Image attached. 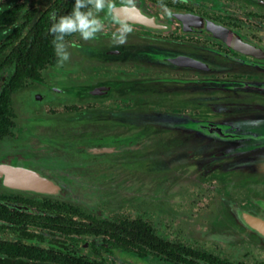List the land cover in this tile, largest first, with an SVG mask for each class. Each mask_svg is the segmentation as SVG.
<instances>
[{
  "label": "rangeland",
  "instance_id": "374dc122",
  "mask_svg": "<svg viewBox=\"0 0 264 264\" xmlns=\"http://www.w3.org/2000/svg\"><path fill=\"white\" fill-rule=\"evenodd\" d=\"M119 1L111 0L113 6ZM144 1L151 13L159 14L152 8V4ZM158 2L205 16L264 48V0ZM108 13L110 16V10L105 9L99 15L103 19ZM252 14H256V17ZM118 29L108 26L106 31L115 33ZM132 32L126 34L130 36L129 39L126 36V41H130L131 45L125 46L123 43L117 47L125 53V58L115 57L107 64L93 60L82 61L74 55L73 47H84L83 52L92 48L91 40L83 39L79 32L65 41L70 58L60 62L58 57L54 67H48V72L41 73L45 83L51 82V74L64 80L60 82V87L64 88L63 98L60 97L62 101L50 105L43 103L36 108L34 94L37 91L39 94L42 89L40 85L28 82L13 96L15 128L12 136L0 143L2 192L45 197L13 186L10 168L2 163L7 154L13 157L11 160L15 165L11 167L19 166L34 171L57 185L63 201L78 204L88 210L100 208L104 216H135V213L140 212V205H145L146 220L152 221L155 218L152 207L169 210V205L175 199L185 196L188 188L195 186L199 180L210 182V187L206 189L209 194L214 190L212 181L222 182L225 188H245L253 182L256 183V194L264 190V168H231L227 172L221 170L223 164L264 162V150H257L264 148V132L251 129L250 135L245 133L248 124L257 126L264 122V95L241 89L252 84L264 87V79H260L264 72L255 69V66L264 67V62L240 56L224 61L218 50L201 41L175 38L176 34L151 39L146 34ZM179 53L202 57L212 65L214 71L206 73L157 63L163 61L167 54ZM116 65L142 72H129L124 77L127 79L119 81L123 85L127 82V93L123 90L121 94L113 93L107 100L99 97L98 107L75 114L70 106L75 102L72 87L79 84L76 86L85 87L82 90L86 91L103 83L105 78H116L117 72L87 71L95 66L119 67ZM59 68L63 72H56L55 69ZM226 69L229 70L223 72ZM252 72L257 73V79L249 78ZM223 73H238L243 78L221 77ZM7 75L8 72L0 73V87ZM97 78H101L102 82L89 81ZM170 113L181 114H177L176 123L166 124L169 128L202 127L192 135L177 131L160 134L151 131L156 128L148 120ZM140 121H144L143 127L138 126ZM226 123L235 127L237 133H231L233 128ZM183 146H187L189 151L182 150L176 154L171 152ZM230 146L236 149L222 151ZM205 155H224V158L210 159L204 166L189 161ZM188 194L193 198L188 204H195L197 200L191 195L193 193L188 191ZM240 195L246 196L247 193ZM0 238L14 239L11 234H0ZM87 251L84 249L83 253L88 254ZM124 255L105 258L124 264ZM147 261L149 264H159L154 259L149 258Z\"/></svg>",
  "mask_w": 264,
  "mask_h": 264
},
{
  "label": "flooded vegetation",
  "instance_id": "af4514ba",
  "mask_svg": "<svg viewBox=\"0 0 264 264\" xmlns=\"http://www.w3.org/2000/svg\"><path fill=\"white\" fill-rule=\"evenodd\" d=\"M30 1L33 0H29V2ZM147 1L148 4H152V8L155 11L159 12L158 15H154L146 8V2L144 0H120L114 4L113 8H111L110 16L109 13L104 15V27L102 31H100L101 34L98 33V35L90 39L92 48L87 52H83L84 47H73L74 50L72 51L74 55L82 61L93 60L104 62L102 64H107L106 62L110 63L115 57L120 58L123 56L124 59L125 53H122V51L117 48L122 45L114 40L113 33L107 32L106 29L108 26L120 29L121 25H126L131 31H133V34L134 31L143 33L150 36L151 39H160L161 36L176 34L177 36H174L175 38L182 37L204 42L210 45L211 48L218 50L220 52L219 56L224 61L237 59L235 57L240 56L253 61L264 62V48L258 43H254L240 36L232 29L220 25L205 16L194 14L187 9L180 10V8L168 7V5L158 2V0ZM9 3V1L0 0V10ZM162 5L170 9L173 14L168 16L164 12ZM252 16L255 18L256 14H252ZM107 17L109 20H106ZM189 17L201 19L214 26L228 30L239 39L252 45L254 48L246 47L241 43H237L228 34H226V40L222 41L198 35L195 33V25H191L188 21ZM72 36H74V33L65 37V41L71 39ZM126 36L128 39L130 38L129 35ZM140 41H144V39H141ZM124 44L125 46H130L131 42L126 41ZM55 56L57 58L55 64L46 65L39 70L38 81H27L28 83L38 86L40 85V88L42 89L39 94L38 91L34 94L36 108L41 107L43 103L50 105L54 104L56 101H62L64 88L62 86L60 87V82L64 80L56 78L51 74L49 76L55 80L53 81V79H50L51 82L45 83L42 79L43 75H41L42 72H48L50 67H54L58 63V55L56 51ZM157 63L172 68L190 69L206 73L214 71V69L211 68L212 65L208 64L202 57H194L190 53L167 54L164 56L163 61ZM116 66L119 67L113 66L112 68H103L95 66V68L87 70L88 72H117L118 76L116 78H105L103 83L92 86L86 91L82 90L85 87L76 86L79 84L72 87L75 102L70 104V106L71 109L76 112L75 114H81L85 110H93L98 107L99 105L97 103L99 97L109 99L111 94H121L122 90L127 93V82L123 85L119 81L127 79H124V77H127L129 72H142L139 69H124L122 68V65ZM255 69L264 72V67L255 66ZM55 70L56 72H63L60 68ZM228 70L229 69H226L223 72H227ZM2 72H8V78L10 72H12V68L6 67L0 71V73ZM226 76L243 78V76L238 73H223L221 77ZM262 76L263 77L260 79H264V75ZM257 77V73L254 72L249 76L251 79H257ZM100 79L101 78H97L89 81L102 82ZM67 88L69 90V83L67 84ZM112 98H116L114 100L118 99L117 97ZM118 107L121 108L122 106ZM177 114H162L159 118L151 121L148 120L147 122L156 128V130L151 131L160 134L161 130H170L168 125L160 127L156 122H173L174 124L178 119ZM183 115H187V113H183ZM144 124V121H140L138 126L143 127ZM14 128L15 116L12 128H10L8 134L0 140V143L4 139L12 136L11 134L13 133ZM12 158V155L7 154V156H4L2 163H5V165L7 164V168H10L15 165L11 160ZM211 183L214 184V190L211 191V194H209V190H206L210 187V182L199 180L195 183V186L188 188L185 196L175 199L173 203L169 205V210L165 211L161 207H152L151 211L155 212V218L152 219V221L146 220L147 214L144 211V209H146L145 205H140V212L135 213V216L124 214L104 216L101 213L100 208L97 210H88L78 204L73 205L83 212L86 217H89L87 219H103L106 221L122 219L123 221H126L127 224L128 221L140 222L149 229L151 235L158 241V243H163V245H159L160 249L157 251L155 250L156 247H151L152 244L153 246H157L156 242H151L152 244L147 246L144 244L143 237L141 238V241H136L134 246H131L126 242L124 247L121 248V250H127L123 252V254H125V260L123 261L124 264H149L147 261L149 258L157 260L159 264H264V236L261 235L257 230L256 225H254L255 222H258L260 225L264 226V190L259 194H256L254 191L256 183L253 182L252 184H248L245 188L229 186H226L225 188L220 181H212ZM188 191L193 193L191 195L196 198L197 202H195V204H188V201L193 199L188 194ZM0 193L17 195L13 192L6 193L1 190ZM240 193H247V195L241 196ZM20 197H25L28 200L44 198L32 196ZM26 208L27 207H23L24 210H26ZM241 215L250 218L243 221L240 219ZM159 217L163 219L161 220ZM83 222L84 221H82V223ZM139 235L140 232L138 233V236ZM102 236L84 237L85 242L81 245L79 254L84 256L87 255L96 262L101 261L102 264H117L114 263V261L105 258H113V255L109 253L112 245H109L106 242L107 235L104 236V239ZM84 249H87V252L89 253H83ZM141 251H144L145 254L140 255L137 253Z\"/></svg>",
  "mask_w": 264,
  "mask_h": 264
},
{
  "label": "trees",
  "instance_id": "16d2710c",
  "mask_svg": "<svg viewBox=\"0 0 264 264\" xmlns=\"http://www.w3.org/2000/svg\"><path fill=\"white\" fill-rule=\"evenodd\" d=\"M5 1L10 3L0 10V71L11 67L12 72L0 87V140L13 126L12 96L27 81H38L39 70L56 63L50 28L75 4V0ZM87 218L68 202L0 193V234L14 238H0V264H102L79 254L84 237L91 236L107 235L113 256L127 251L121 250L126 242L134 246L142 237L147 246L155 241L157 246L151 247L157 251L163 245L140 222Z\"/></svg>",
  "mask_w": 264,
  "mask_h": 264
},
{
  "label": "water",
  "instance_id": "95a60500",
  "mask_svg": "<svg viewBox=\"0 0 264 264\" xmlns=\"http://www.w3.org/2000/svg\"><path fill=\"white\" fill-rule=\"evenodd\" d=\"M188 21L190 22L191 25H195V28H196L195 33L198 35H202V36H206V37H210L212 39H216V40L218 39L219 41H222V37H217L216 35L219 34L221 36V34L224 32V33L228 34L229 36H231L232 39L234 41H236L237 43H241L246 47L254 48L252 45H250V44L244 42L243 40L239 39L236 35L232 34L228 30L214 26L209 22H206L204 20L197 19L194 17H189ZM193 22H195V23H193ZM216 87H221V86L217 85ZM241 89L245 90V91L253 92L255 94L264 95V87H261L258 84L247 85L246 87H243ZM171 123H173V122H171ZM156 124L161 127V126H166V124H170V123L169 122H156ZM226 124H228L227 126L232 127L231 125H229V123H226ZM201 127L202 126H198L197 129H189V128H181L179 126H173V127H170V130H168V131H172V132L177 131V132L185 133L187 135H192V134L198 133L199 129ZM232 128L233 129L231 130V133L236 134L237 133L236 128L235 127H232ZM251 129H256L259 132L261 130L262 132H264V122H262L261 125L257 124V126L248 124V126L245 128V133H248V135H250L249 133H251L250 132ZM163 132H165V131H162V130L160 131V133H163ZM252 133H254V132H252ZM255 134H258V133H255ZM255 134H252V135H255ZM254 144L256 145L257 142H254ZM255 147H257V146H255ZM235 149H236L235 146H230V147L224 148L222 151L223 152H229V151L235 150ZM182 150L189 151V148L187 146H183V148L182 147L176 148L174 150H171V152L176 154L178 151L182 152ZM257 150H264V148H257ZM254 157H257V155H254ZM223 158H224V155L223 156H221V155H205L203 157L193 158L189 161L192 163L198 162V163H200V166H204L205 163L207 161H209L210 159L220 160ZM231 168H233L232 170H234V169L235 170L251 169V168H256L255 170H259L260 168H264V162H254V163L249 162L247 164H238V163L223 164L221 170H223V172H227V171H230L229 169H231ZM9 172H10L11 182L15 188H18V189L23 190V191L35 193V194L44 195L45 197H48L50 199H56L58 201H63L62 195L61 196L59 195V188L57 187V185H55L52 181L40 176L38 173L24 169V168L19 167V166L18 167H10ZM14 173H17V174L20 173V178H22V179H19L21 182V185L18 184L14 180V178H13ZM200 177H202V176H200ZM36 183L43 184L44 188L36 187V185H35ZM66 202L70 203L69 201H66ZM71 204H73V203H71Z\"/></svg>",
  "mask_w": 264,
  "mask_h": 264
},
{
  "label": "clouds",
  "instance_id": "9594fccd",
  "mask_svg": "<svg viewBox=\"0 0 264 264\" xmlns=\"http://www.w3.org/2000/svg\"><path fill=\"white\" fill-rule=\"evenodd\" d=\"M112 6L111 0H75L73 11L68 15L61 16L53 23L50 32L54 35L53 44L60 62L70 58L65 37L79 32L85 40L94 38L104 27L103 19L99 14L105 9L111 10ZM162 7L168 16L173 14L166 6L162 5ZM130 31L129 27L121 25V28L113 33V39L119 44H123L126 41V34Z\"/></svg>",
  "mask_w": 264,
  "mask_h": 264
},
{
  "label": "bare ground",
  "instance_id": "6f19581e",
  "mask_svg": "<svg viewBox=\"0 0 264 264\" xmlns=\"http://www.w3.org/2000/svg\"><path fill=\"white\" fill-rule=\"evenodd\" d=\"M193 23H195V22H193ZM217 37H222V40H226V38L225 37H227V35H226V33H222L221 34V36L219 35V34H217L216 35ZM13 178H14V180L18 183V184H20L21 185V182H20V180L19 179H22V178H20V173H14L13 174ZM36 185V187H42V188H44V186H43V184H41V183H36L35 184ZM250 217H248V216H242L241 215V220H243V221H245V219H249ZM254 225H256V227H257V230L261 233V235L262 236H264V233H262V232H264V226H262V225H260L258 222H255V224ZM252 228V227H251ZM264 238V237H263Z\"/></svg>",
  "mask_w": 264,
  "mask_h": 264
}]
</instances>
